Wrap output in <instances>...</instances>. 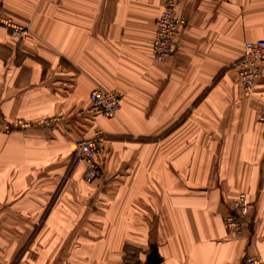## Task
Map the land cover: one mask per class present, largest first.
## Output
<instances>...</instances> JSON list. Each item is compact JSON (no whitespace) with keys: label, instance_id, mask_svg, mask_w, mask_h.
Returning <instances> with one entry per match:
<instances>
[{"label":"crops","instance_id":"1","mask_svg":"<svg viewBox=\"0 0 264 264\" xmlns=\"http://www.w3.org/2000/svg\"><path fill=\"white\" fill-rule=\"evenodd\" d=\"M160 0H0V264H264V59L254 92L235 62L264 38V0H181L173 53L150 48ZM96 88L121 95L90 110ZM106 137L103 180L72 141ZM242 233L224 223L238 192ZM41 221V222H40ZM40 222V223H39Z\"/></svg>","mask_w":264,"mask_h":264},{"label":"built area","instance_id":"2","mask_svg":"<svg viewBox=\"0 0 264 264\" xmlns=\"http://www.w3.org/2000/svg\"><path fill=\"white\" fill-rule=\"evenodd\" d=\"M181 0H160L161 10L155 20L153 36L150 39V48L156 61L167 59L175 50L178 31L186 22L183 15L178 13ZM0 24L13 33H22L25 27L8 17H0ZM264 59V38L246 41L243 45L241 57L235 62L242 91L246 95L254 92L255 76L259 62ZM121 95L117 92L104 91L100 88L89 93L90 110L103 116L112 117L119 108ZM257 120L262 127L264 137V104L258 109ZM29 122L21 119L6 121L0 113V128L10 132L16 128H27ZM103 136L95 131L88 139H76L73 143L71 165L83 167V179L86 182L100 180L104 174L96 162V157L102 151ZM249 215V199L246 193L238 192L231 200L229 211L224 215V223L228 234L237 238L243 231L244 222ZM243 264H262L260 259L250 253L243 256Z\"/></svg>","mask_w":264,"mask_h":264},{"label":"rangeland","instance_id":"3","mask_svg":"<svg viewBox=\"0 0 264 264\" xmlns=\"http://www.w3.org/2000/svg\"><path fill=\"white\" fill-rule=\"evenodd\" d=\"M241 87H242V86H241ZM101 134H102V136H103V139H102V140H104L106 136H105L103 133H101ZM76 139H83V138H76ZM76 139H74V140L72 141V152H71V156H72V154H73V143H74V141H75ZM87 139H88V138H87ZM102 150H103V141H102ZM101 152H102V151H101ZM101 152H100V153H101ZM96 162H97V158H96ZM70 163H71V161H70ZM97 164H98V162H97ZM98 165H99V164H98ZM72 167H76V166H73V165H72ZM100 169H101V167H100ZM101 171H103V170L101 169ZM103 174H104V173H103ZM82 177H83V171H82ZM103 178H104V176H103ZM103 178H102V180H103ZM96 181H97V180H96ZM88 183H90V182H88ZM236 194H237V193H236ZM236 194H235V195H236ZM235 195H234V196H235ZM234 196H233V197H234ZM233 197H232V198H233ZM232 198H231V200H232ZM230 203H231V201L229 202V206H230ZM40 222H41V221H40ZM40 222H39V223H40Z\"/></svg>","mask_w":264,"mask_h":264},{"label":"water","instance_id":"4","mask_svg":"<svg viewBox=\"0 0 264 264\" xmlns=\"http://www.w3.org/2000/svg\"><path fill=\"white\" fill-rule=\"evenodd\" d=\"M156 256H157V255H156V250L153 249L152 253L149 255V258H151V261H150L149 264H155V263H156V262H155V259H154Z\"/></svg>","mask_w":264,"mask_h":264},{"label":"bare ground","instance_id":"5","mask_svg":"<svg viewBox=\"0 0 264 264\" xmlns=\"http://www.w3.org/2000/svg\"><path fill=\"white\" fill-rule=\"evenodd\" d=\"M86 182V181H85Z\"/></svg>","mask_w":264,"mask_h":264}]
</instances>
